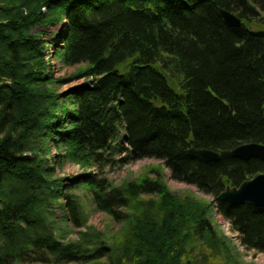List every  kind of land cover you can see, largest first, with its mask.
Returning a JSON list of instances; mask_svg holds the SVG:
<instances>
[{
	"label": "trees",
	"instance_id": "obj_1",
	"mask_svg": "<svg viewBox=\"0 0 264 264\" xmlns=\"http://www.w3.org/2000/svg\"><path fill=\"white\" fill-rule=\"evenodd\" d=\"M220 9L241 26H227ZM262 12L264 0H0V264H197L202 246L229 251L212 207L245 249L264 253V208L216 199L264 173V161L230 155L264 144V29L253 28ZM63 21L60 61L84 66L55 80L33 31ZM80 78L86 84L55 89ZM52 146L58 164L87 170L65 190L49 166ZM190 147L220 158L201 161ZM142 159L162 167L121 184L94 169ZM164 169L212 202L171 193ZM82 186L121 224L120 244L55 237L61 200L73 227L84 225L68 191Z\"/></svg>",
	"mask_w": 264,
	"mask_h": 264
},
{
	"label": "rangeland",
	"instance_id": "obj_2",
	"mask_svg": "<svg viewBox=\"0 0 264 264\" xmlns=\"http://www.w3.org/2000/svg\"><path fill=\"white\" fill-rule=\"evenodd\" d=\"M261 16L264 17V12L261 13ZM63 25H66L65 21L56 24L55 26L40 27L33 31L38 33V35L45 40V43H47L45 49V61L47 65L46 72L51 74V77L55 80L68 78L69 76L76 74L84 66L82 64L74 66L62 65L58 52L63 46V42L58 38ZM253 28L264 29V24L254 26ZM84 84H86V80L84 78H80L62 85L56 84L55 89L58 93H63ZM57 153L58 149L52 146L50 147L47 157L49 158V166L53 168L52 176L54 178L64 179L63 190H65V186L67 184H73L75 177L87 170L73 163H65L63 165L58 164L56 162ZM158 167H162L158 160L142 159L134 162L130 161L120 168L106 167L102 172H99L96 167L94 169L101 174V177L107 178L114 184H121L123 181L135 179L138 176L147 173L151 176V170ZM162 176L164 185L171 193L175 195L190 194L196 200H201L205 203L212 202V198L210 196L201 193L194 186L172 180L169 177V172L165 169L163 170ZM5 190L7 191L8 189ZM68 191L75 194L78 197V201L81 203V211L83 215H86L83 216L84 225L82 228L73 227L71 222L67 219V212H65L63 207V200H61L54 206V216L50 219L55 237L63 243H76L79 242L82 237H86L85 233H87L90 236L87 238L91 244L89 245V248H92L96 241L99 240L95 237L93 238V235H98L100 240L106 242L108 245H111L114 241L117 244H120L123 239L121 224L116 223L109 215L96 210L90 194L84 190L83 186L79 188H72ZM69 192L64 191V193ZM208 220L216 228L218 235L227 244L229 251L225 252L222 250L217 253L215 251L205 249L207 246H202L198 248L203 249L201 254L197 252L198 249L194 251L192 259L194 262L197 264H264V253L245 249L240 244L238 233L231 230L229 222L223 219L220 215L216 214L213 207L208 215ZM214 250L218 251L217 249Z\"/></svg>",
	"mask_w": 264,
	"mask_h": 264
},
{
	"label": "water",
	"instance_id": "obj_3",
	"mask_svg": "<svg viewBox=\"0 0 264 264\" xmlns=\"http://www.w3.org/2000/svg\"><path fill=\"white\" fill-rule=\"evenodd\" d=\"M219 16L227 26L236 28L241 26L240 18L228 10L220 9ZM187 154L205 162L217 161L220 158L219 152L195 147L188 148ZM230 155L241 160L259 158L264 161V145L244 143L232 149ZM216 199L236 205L249 204L264 208V173L243 181L237 187H226Z\"/></svg>",
	"mask_w": 264,
	"mask_h": 264
},
{
	"label": "bare ground",
	"instance_id": "obj_4",
	"mask_svg": "<svg viewBox=\"0 0 264 264\" xmlns=\"http://www.w3.org/2000/svg\"><path fill=\"white\" fill-rule=\"evenodd\" d=\"M251 143H255V142H251ZM257 144H259V143H257ZM261 145H264V144H261ZM195 148H196V147H195ZM200 149H206V148H200ZM207 150H210V149H207ZM212 151H214V150H212ZM257 159H259V158H257ZM260 160H261V159H260ZM241 183H242V182H241ZM241 183H240V184H241ZM240 184H239V185H240Z\"/></svg>",
	"mask_w": 264,
	"mask_h": 264
}]
</instances>
